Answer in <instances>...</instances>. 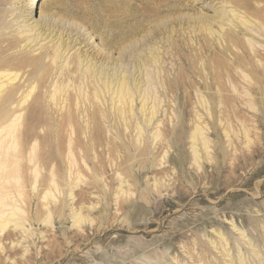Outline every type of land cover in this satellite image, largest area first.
<instances>
[{
  "label": "rangeland",
  "instance_id": "1",
  "mask_svg": "<svg viewBox=\"0 0 264 264\" xmlns=\"http://www.w3.org/2000/svg\"><path fill=\"white\" fill-rule=\"evenodd\" d=\"M32 1L34 0H11L7 5L1 6L4 13L0 17L3 18L4 24L0 32L10 31L5 27L8 26L12 27L13 32L22 33L29 23L40 21V17L45 16L61 27L65 39L70 36L71 39L78 38L75 33L70 35L71 32L68 31L70 28H76L82 33V37L72 44V50L66 54V57L79 53L84 55L87 51L90 55L99 52L113 58L116 65L103 66V63H98L99 68L94 76L104 79L105 73L102 70L106 68L125 71L131 86L133 85L134 93L137 91L134 87V80H138L137 83L141 84L139 87L141 96L145 93L150 94L153 100L149 101V108L157 107V115L153 123L146 127L143 141L140 144L137 142L136 130L125 128L126 132L122 123L119 122V125L112 117L106 121L99 113L98 110L110 111L112 109V92L106 97L103 96V99L105 98L101 99L103 105L100 100L97 102L98 100L88 98L87 94L81 100L82 104L81 101L76 100V95H69L63 108L66 107L65 111L67 108H69L68 111H75V115L72 114L74 117L70 118L78 137H76L78 142L74 141L71 146L75 151L69 155L70 149H68L66 138L65 142H62L69 123L64 117H59L61 112H57L56 116V110H60V106L55 105L47 95L40 91V93L35 92L28 104L32 105L33 110L35 109L33 114L37 117L33 116L35 124H32L31 129L36 136L40 134L35 138L41 139L40 141L37 139L38 147L40 146L37 156L41 167L39 181L42 179L41 184L44 185L48 183L51 173L58 172L60 181L63 180V190L67 189L64 181L69 167L68 163L77 158L82 171L79 188L73 190L72 198L64 195L70 191V187L64 190L66 193L59 196V202H71L70 206L72 207L73 204L78 209L83 205V214L88 217L90 223L87 222L78 227L72 226L71 207L66 206L65 218H62L58 202L57 205L50 206L54 214L53 224L51 226L43 224L40 218L45 216V209L40 197L42 198L46 191L37 185L39 191L33 192L34 176L29 172V164L27 165L25 158V161L20 164L22 165L20 171L25 192L30 195L29 197L26 193L25 199L27 203L29 200V203L24 206L26 205L32 222V226L29 223L26 224V229L30 230L34 236L27 240L19 231L12 232L17 235L16 239L22 244L17 249H13L14 251L12 248L8 249L12 252L7 251L8 253L0 254V264H177L178 255L185 254L182 248L184 244L177 238L180 225L191 221L194 226H200L211 218L215 219L217 224L208 226L205 232L200 231L195 239L205 234L215 237L212 234L214 230L232 233L238 239L240 232H237V229L234 230L229 223L243 228L248 224L250 211L253 216H260L264 213L261 212L264 209V140L253 141L251 145H248L249 142L241 138L239 120L242 119L241 115L243 116L242 111H244L242 100H240L242 99L241 90H238L241 89L239 82L241 65L234 57V54H240L241 50L234 48L235 50L228 53L225 49L226 44L219 42L218 37L214 41L208 30L211 27L217 31L220 30L218 25L211 24V19L217 17L218 12L224 14V12L234 11L235 15L243 16L244 11L240 6L242 0H41L39 8L34 9L30 14L26 6ZM257 3L261 6L264 4L261 0ZM231 15L228 17L229 20H231ZM226 24L224 29L229 30L228 23ZM255 37L257 40H262L257 35ZM51 38H53L52 42ZM51 38L41 42L40 46L35 49L41 46L50 47L57 43V36H51ZM41 52L37 50L36 53L30 55L27 51H17L12 55L19 58L29 55L30 58L40 55ZM125 52L129 54L127 65L120 62V59L125 60L122 57ZM152 55H158L160 62L155 63L156 65L150 60ZM125 67L126 70H124ZM235 67L239 68L240 72H237ZM147 76L153 77L154 82L151 86L145 82ZM138 98L139 94L136 95V111L141 109V98ZM259 99L260 105L264 108V95ZM90 100L92 103H89ZM76 105L80 109L91 110V112L94 109L89 128L90 130L93 128L94 132L91 133L92 141L87 138L83 139L81 135V131H84V120L75 109L78 108ZM35 107L39 110L38 115ZM40 113L45 115L46 119L43 118L45 116L41 118ZM53 114L55 116L52 117ZM55 117H57V123L54 121ZM138 118L141 120V115ZM42 119H44L43 123ZM157 119H160V123H156ZM196 125L201 129L204 128L205 137L208 142L210 141L208 150L210 154L203 151L201 143L197 145L201 150L199 165L196 164L194 158V145L191 137L197 128ZM255 131L263 134L264 126L256 124ZM156 132L162 135L158 140L153 139ZM116 133H119L124 147L121 141L116 142L120 139L117 138ZM40 136L45 139L49 137L43 140ZM21 137H23L21 141L24 145L22 147L21 143V148H28V142L23 135ZM81 138L83 141L79 140ZM42 140L45 143L42 144ZM139 147L141 149H136ZM120 152H126L124 157ZM208 158H210L209 161ZM125 159L129 161V164L134 162L133 169ZM82 161H85L87 167ZM146 167H148L147 170ZM253 173H259L260 176L252 180L249 187H243L245 178ZM73 178L77 180L76 177ZM122 181L124 182L121 183ZM73 182L75 183L71 181ZM121 185L128 193H121L120 196L119 186ZM258 187H261L263 192V196L259 199L253 195V191L258 190ZM242 189L245 195L233 201L229 200L231 196L243 193L240 192ZM180 194L185 195L182 208L179 207L182 203ZM91 206H95V209ZM233 218L235 221L232 220ZM64 219L66 220L63 221ZM12 230L13 228L10 231ZM39 234H43V239H40ZM256 236L257 233L249 234L253 243ZM239 243L238 241L236 245ZM231 244L234 249L231 252L236 255L235 243ZM259 246L261 247L257 249L259 248L261 252L260 256L263 258L261 261L249 252L247 246L240 245L241 249L246 252L247 258L250 257V264H264V242ZM212 251L214 252L211 255H214V258L216 255L220 257L218 251ZM211 255L213 264L214 258ZM163 257L167 262L161 259Z\"/></svg>",
  "mask_w": 264,
  "mask_h": 264
},
{
  "label": "bare ground",
  "instance_id": "2",
  "mask_svg": "<svg viewBox=\"0 0 264 264\" xmlns=\"http://www.w3.org/2000/svg\"><path fill=\"white\" fill-rule=\"evenodd\" d=\"M10 1L11 0H0V15L2 13H4L1 10V6L7 5ZM258 1L259 0H242L240 2V6H241L242 10L244 11L243 16L235 15L233 13L234 11H230L229 13L224 12V14L221 12H218L217 17H214L213 19H211V24L213 26L218 25L220 30L217 31V30L213 29V27H211L208 30V32L210 33V35L214 41L216 40V37H218L219 42H221L222 44L224 42L226 44L225 49L228 50V53H229V51H232L234 48L241 50V53H240V51L238 52L240 54H234V57L239 61L240 65H241V73H240V81H239L240 85H241V89L239 88L238 90H241L242 99H240V100H242V103L244 106V109H243L244 111H242L243 116L241 115L242 119L239 120L240 124H241V127H239V129L241 128V132H240L242 135L241 138L243 137V140L249 142L248 145H251V142H253V141H258V140L263 141L264 140V133L259 134L255 131L256 124L264 126V108L260 105L261 101L259 99L260 96L264 95V50H262V49H264V4H262V6H261L260 5L261 2H259L260 4H258L257 3ZM261 1L264 2V0H261ZM40 2H41V0H34V1L30 2V4L28 3V5L26 7H28V11L30 14L33 13L32 11L34 9L37 10L39 8ZM230 14H232L231 20H229L230 18H228ZM226 23H228V26L230 28L229 30H227V28H226V30L224 29V26L227 25ZM3 24H4V20H3V18L0 17V28H1V26H3ZM5 27L7 30H10V31L4 32V33L0 32V110H1V113H0V115H1L0 116L1 117V119H0V254H4L5 252L8 251L9 248L10 249L12 248V251H14L15 249L18 248V246H20L22 244L21 241L16 239L17 235H15L12 232H14V231L18 232L19 231L24 236V239H27V240L31 239L34 236L30 230L26 229V224L29 223L30 226H32V222H31V218L29 217L30 213H28V211L26 210V207H25L26 205L24 206V204L29 203V200H27L28 201V203H27L26 199H25V197H27L26 196L27 192H25V189L23 186L24 184L22 183V174L20 171V167L22 166L20 164L22 163V161H25V158L27 159V162H28L27 165L29 164V167L27 166L28 170L34 176V180L32 182L33 192L39 191V189L37 188V185H39V188H42V189L44 188L43 190L46 191L44 193L43 197L42 198L40 197V199L43 203L42 206L45 209L44 210L45 216L41 217L40 220L46 226H51L53 224V221H54L53 220L54 214H53L50 206L52 204L57 205V203L60 201L59 196L61 197L64 193H66V192H64V190H67L69 187H70V189H69L70 191L64 195L72 198L74 195L73 190L76 189L77 187L79 188L80 181H81L80 179H81L82 171H81V167L79 166L80 164H78L79 162H78L77 158H76L77 161L72 160L70 163H68L69 167H68V170L66 173V179L64 181L65 182L64 185H66L68 187L67 189L63 190V180H62V182L60 181V178L58 177V174H57L58 172L55 173L54 170L52 172H54L55 174L50 172L51 176H49L50 178H49L48 183L42 185L41 184L42 179L39 181L41 167L39 164L40 161L38 162V160H37V156L39 153L38 150H40L39 149L40 146L38 147V141H40L41 139L39 140L38 138H35L36 135L34 134V132L31 129L32 124L34 123V119L36 116L33 114L35 109L33 110L32 105L28 104L30 97L35 92L38 91V93L41 92L42 94L47 95L51 99V101L54 102L55 105L60 106V110L59 109L56 110V116H57V112L58 113L61 112V114H60L61 116H59V117H62V118L64 117L66 122L69 123L68 127H67L68 130H67L66 134H64L65 137L62 135V138L64 137L63 138L64 141H62V142H65V138H66V141H67L66 143H68V145H69V147H68V149H70L69 155H71L73 153V151H75V149L73 150L71 147L72 144L74 143V141L77 140V142H78V139H76L77 135L74 132L76 130V129H74L75 126L72 124V121H71V118L74 117V115H75V111L74 112L68 111L69 108H67V110L65 111L64 108H66V107L63 108V105H64V103H66L67 97H69V95L70 96H72V94L76 95L77 96L76 100L78 102H80L82 99H84V96L86 94L88 95V98L90 97L91 100H98L97 102H99V100H100V102H101V99H103V96L106 97L108 94H110L112 92V95H113V98H111L112 109L110 111L98 110L99 113L101 114L103 119L106 121L111 119V117H112L113 119H115V121L118 122V124H119V122L122 123L124 126V129L128 128V130H129V128H132L133 130H136L138 133L137 142L140 144L143 141V138L145 135L144 132H145L146 127L149 124L151 125L153 123V120L157 115V113H156L157 107H154L153 109L149 108V104H150L149 101L153 100L152 98H150V94L145 93L144 96L143 95L141 96V93H140L141 90L139 88L141 84L137 83L138 80H134V87H136V90H137L134 93L133 88H132L133 85L131 86V82H130L129 78L125 75V73H126L125 71L120 72L117 69L114 70V69L110 68V70H109L108 68H106V69L102 70V72L105 73L104 79L102 77L94 76V74H96V72L98 71V68H99L98 63H103L102 64L103 66L108 65V64L116 65V61L113 58L111 59L108 56H104L103 54H101L99 52L96 53L95 55H90V54H88L87 51H85L84 55H81L79 53L77 55H72L68 58L66 57V54L67 53L69 54L72 50L71 49L72 44L74 42L75 43L78 42L79 38L82 37V33L79 30H77L76 28H70V29H68V31L71 32L70 35H73V33H75V36L78 38L71 39L70 38L71 36H70L68 39H65L66 37H64V32L61 31V27L59 25H56L55 23H53L51 21V19H49V17L47 18V16L42 17V18L40 17V21L36 20L32 23H29L27 26V29L25 31H23L22 33H15V32H13L12 27H10V28L8 26H5ZM232 28H235L236 30H239V31H236L235 29L232 30ZM60 31H61V33H60ZM217 35H219V36H217ZM255 35L261 37L262 40H257ZM51 36H53V37L57 36L58 37V38H56V39H58L57 43H55L54 45H52L50 47L41 46L39 49H35L37 46H40L41 42L47 41L48 39H50ZM51 39H52L51 40V42H52L53 38H51ZM223 47H224V45H223ZM33 49H35V50L33 51ZM37 50H41L42 51L41 54L37 55V56H31L30 58L28 57L29 55L26 57L24 56L22 58L15 57L12 55V53H15L17 51H20V52L21 51H27L31 55V54L36 53ZM4 56H6V57H4ZM157 56H155V55L150 56L151 57L150 60L154 64L155 63L157 64V62L159 61ZM122 57H124L125 60L120 59V62H122L123 65H127L126 62H128L129 54H127V52H125L124 54H122ZM219 58H220V56H219ZM225 61H226V59H225ZM84 68H85V71L83 72ZM238 69L239 68H236V71L240 72ZM124 70H126V67L124 68ZM80 73H82V74H80ZM229 79H230V77H229ZM103 80H105V81H103ZM228 81H231V80H228ZM100 82H102V84H100ZM145 82L151 86L153 84L152 82H154L153 77L147 76V79ZM231 85H233V84H231ZM73 92H75V93H73ZM152 92H154V91L152 90ZM138 94H139L138 99L141 98V109H138L137 111H139V112L137 113V111L135 109V102H136V95H138ZM200 99H201V97H200ZM91 100L89 101V103H92ZM205 101H206V99H205ZM81 104H82V101H81ZM101 104H102V102H101ZM101 104H99V105H101ZM155 104H157V103H155ZM78 105H79V103H78ZM78 105H76V106L78 107ZM89 105H92V104H89ZM205 105H202V106H205ZM206 106H208V105H206ZM71 107H73V106H71ZM78 108H75V109H77L79 116L80 117L82 116V118H83L82 120H84L83 121L84 131L83 132L81 131V135H83L82 136L83 139L87 138V139L91 140V135H92L91 133H94V132H93V128L91 129L92 131L89 128H90L91 123H92V118H93L92 116L94 115V113H92V112H94V109L91 112V110L80 109V108L78 109ZM100 108H102V107H100ZM36 109L38 110V108H36ZM24 111H26V112L23 113ZM37 112H39V110L36 111V113ZM65 112L67 113V115H65L66 114ZM41 113H40V115H41ZM38 114L39 113H37V115ZM72 114H74V115H72ZM139 115H141V117H142L141 118L142 122L138 118ZM33 116H35V117L33 118ZM43 116H45V115H41L40 117L42 118ZM50 116H51V114H50ZM53 116H55V115L53 114L52 117ZM98 117H96V118H98ZM43 118L46 119V116ZM87 118H88V120H87ZM144 118H146L145 121L143 120ZM44 119H42V121L41 120L40 121L43 123ZM47 119H48V117H47ZM54 119H55L54 121L56 122L57 117H55ZM38 121H39V119L37 120V124H38ZM59 122H60V120H59ZM74 122H75V120H74ZM134 122H135V124H134ZM42 123H41V125H42ZM104 123H103V125H104ZM156 123H160V119ZM46 124H48V123H46ZM52 125H54V124L52 123ZM197 125H196L197 128L195 129L194 134L192 133L193 135L191 137H192V141H193L192 144L194 145V147H193L194 158H195V161L197 162L196 164L199 165V160L201 157L200 156L201 150L198 149L199 146H197V145L201 143L200 146L202 145L201 147L204 148L203 151L205 150L208 154L210 141L208 142L206 137H205V133L203 132L204 128L201 129L202 126L199 124L201 127H198ZM39 126H40V123H39ZM39 126L37 125V127H39ZM59 126H60V123H59ZM159 126H161V125H159ZM117 127H119V126H117ZM55 128H56V126H55ZM66 129H65V131H66ZM59 131H61V130L59 129ZM65 131H62V132H65ZM125 131H126V129H125ZM160 131H162V130H160ZM116 134H117L116 135L117 138L119 139L120 138V136L118 135L119 133H116ZM132 134H134V132ZM162 134H163V132H162ZM22 135L24 136L25 140L28 142L27 145L29 147L28 148L25 147L27 150H25V148L24 149L21 148V143H22L21 138L23 139V137H21ZM39 135H37L36 137H39ZM128 135H129V137L131 136L130 133ZM147 135H148V133H147ZM161 136L162 135L160 132H156L153 135V139L158 140ZM58 137H60V136H57L56 138H58ZM227 137H229V135H227ZM40 138H42V136H40ZM125 138H127V137H125ZM37 139H38V141H37ZM42 139L46 140L45 137ZM94 139H95V136H94ZM107 139H109V138H107ZM79 140H82V138ZM154 140H152V141H154ZM120 141H121V138L119 139V141H116V142H120ZM134 141H136V140H134ZM245 141H244V143H246ZM48 142H49V139H48ZM121 142H122L123 147H124L123 141H121ZM159 142H158V144L160 145ZM39 143H41V142H39ZM43 143H45V141H43L42 144ZM46 143H47V141H46ZM105 143H106V141H105ZM108 143L109 142H107V144ZM129 143H131V142H129ZM42 144H41V146H42ZM89 144L91 145V143H89ZM135 144H137V143L135 142ZM233 144H234V142H233ZM22 145H23V143H22ZM107 146H109V145H107ZM22 147H24V145ZM93 147H95V146H93ZM140 147L136 148V149H141ZM47 148H48V146H47ZM106 148L108 149L109 147H106ZM247 148H248V146H247ZM22 149L24 150L23 153L21 151ZM78 150H79V148H78ZM91 150H96V149H91ZM25 151H26V153H25ZM111 151H112V148H111ZM94 152H96V151H94ZM115 152L117 153L116 149H115ZM126 152L125 153L120 152V153L124 157V154H126ZM140 154L141 153H139V155ZM73 155L71 156L72 158L74 157ZM134 157L136 158V156H134ZM131 159H132V157H131ZM131 159H129V160H131ZM209 159L210 158H208L207 160L209 161ZM69 160H71V159H69ZM69 160H68V162H69ZM127 160H128V158H127ZM127 160H126L127 164L132 165V169H133V163L134 162L130 161L132 163L129 164V161H127ZM132 160H134V159H132ZM138 160H137V162H138ZM75 161H76V163H75ZM82 162H83V164H85L84 166L87 167V164L85 163V161H82ZM126 162H125V164H126ZM119 163H121V162H119ZM121 164H123V163H121ZM140 166H142V165H140ZM142 168H143V166H142ZM147 168L148 167H146L145 169L147 170ZM24 169H26V168H24ZM140 172H142V171H140ZM130 173H132V172H130ZM118 175H119V173L117 174V176ZM258 176H260L259 173H253V174L249 175L247 178H245V182L243 184V187H249L251 181L256 179ZM73 177H76L77 180H74ZM71 181H75V183L73 182L74 183L73 184V183H71ZM125 181H128V180H125ZM123 182L124 181H122L121 183H123ZM159 183L160 182H158V184ZM66 186H65V188H66ZM119 187H120L119 190H121L120 196H121V193L125 194L127 192L123 189L122 185ZM261 190H262V188L258 187V190L255 189L253 191V195L257 196V199H259L260 197L263 196V192ZM240 192H243V193L231 196L229 200L233 201L236 198L245 195V191L243 189L240 190ZM128 196H129V194H128ZM29 197H30V195H29ZM179 197H181L180 200L182 201V203L179 204V207L182 208V206L184 204V200H185V195L180 194ZM199 199H200V197H199ZM200 200H202V199H200ZM65 201H67V200H65ZM59 203H60L59 211L62 213L61 217L65 218L64 211L67 209L66 206L69 208L71 207L70 206L71 202L70 203L68 202L69 204L64 202V201L59 202ZM94 207L95 206H91L92 209H95ZM83 208H84L83 205H82V208L78 209V208H75V206H73V204H72V207H71L72 213L70 216V220H73L72 226L78 227V226L85 224L87 222L90 223V220L88 219V217L83 214ZM92 209H90V210L92 211ZM261 212H264V209ZM85 213H86V211H85ZM259 214H260V212H259ZM215 215H217V214H215ZM65 220L66 219H64L63 221H65ZM226 220H228V219H226ZM232 220H234V218ZM62 223H64V222H62ZM216 224H217L216 220L211 218L209 220L204 221L203 224H201L200 226H194V224L191 221L190 222L188 221V222L180 225L178 232H177V238H179L180 242H182L184 244L182 246V248L185 250V254L180 255V256L178 255L176 263L177 264H212V262H211L212 257L210 258V255L212 254V252H214L212 250H216L219 252L218 254H220V257L218 258L216 255V257L214 258V255H211L214 258L213 264H227V263H229V264H250V257L247 258L246 252H244L241 249L240 245L247 246L249 248L248 249L249 252L251 254H253L254 257H257V260H259V261L263 260V258H261V256H260L261 252H260V250H258L259 248L257 249V247H261L259 245H262L264 242V213H262V215H260V216H253L252 211H250L248 224H247V226H245L243 228H239L238 226L233 225V223L232 224L229 223L230 225H232L234 230L237 229V232H240L238 235V239L236 238V236L234 234L226 233L223 230H214V231L212 230L213 231L212 234H214L215 237L207 236L205 234L203 237L200 236L199 239H195V237L199 234L200 231L205 232L206 228L208 226L211 227V226H214ZM11 228H13L12 231H10ZM188 232H189V234H187ZM250 233H254V234L257 233V236L254 238V241H255L254 243H253V240H251L249 238ZM39 235H40L39 237H41L40 239H43V234H39ZM251 238H253V237L251 236ZM236 240H237V242L238 241L240 242L238 245H236V243H237ZM232 242L235 243V245L234 244L233 245L236 247V251H237L236 255L231 252L233 249L231 247ZM7 244L9 246H7ZM256 244H258V245H256ZM262 249H263V247L261 248V251H262ZM12 251H8V252H12ZM247 253H248V251H247ZM250 253L248 255H250ZM154 257H156V255ZM164 257H165V255H164ZM164 257L161 259H163L165 262L166 260ZM168 257H170V256H168ZM157 258H158V256H157ZM157 258H154V259L158 260ZM228 259H230V260H228ZM159 261H160V259H159ZM214 261H215V263H214ZM156 262H158V261H156Z\"/></svg>",
  "mask_w": 264,
  "mask_h": 264
}]
</instances>
